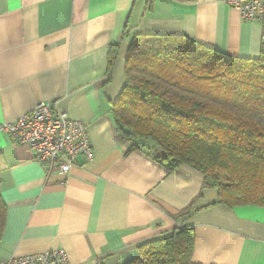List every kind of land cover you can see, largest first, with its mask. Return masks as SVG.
<instances>
[{
  "label": "crops",
  "instance_id": "obj_1",
  "mask_svg": "<svg viewBox=\"0 0 264 264\" xmlns=\"http://www.w3.org/2000/svg\"><path fill=\"white\" fill-rule=\"evenodd\" d=\"M139 33L258 58L264 22L243 21L220 0H0V124L50 103L85 125L92 150L69 172L47 174L32 149L0 131V259L63 248L69 264H126L184 219L192 264H264V206H209L217 192L202 174L168 171L115 131L111 104ZM191 203L201 208L181 218Z\"/></svg>",
  "mask_w": 264,
  "mask_h": 264
},
{
  "label": "trees",
  "instance_id": "obj_2",
  "mask_svg": "<svg viewBox=\"0 0 264 264\" xmlns=\"http://www.w3.org/2000/svg\"><path fill=\"white\" fill-rule=\"evenodd\" d=\"M119 49L110 45L109 66ZM111 111L128 151L146 145L166 170L202 174L217 192L209 206H264V42L258 58H243L185 35L136 34ZM200 208L191 203L180 216ZM5 218L0 194V238ZM193 244V227L182 219L126 264H192Z\"/></svg>",
  "mask_w": 264,
  "mask_h": 264
},
{
  "label": "built area",
  "instance_id": "obj_3",
  "mask_svg": "<svg viewBox=\"0 0 264 264\" xmlns=\"http://www.w3.org/2000/svg\"><path fill=\"white\" fill-rule=\"evenodd\" d=\"M239 11L243 21L264 22V0H220ZM0 131L10 135L16 142L32 149L51 172H69L78 157L87 160L92 156L86 127L69 119L65 113L54 111L50 103L40 102L31 111L13 121L0 124ZM0 264H69L63 248L45 252L13 255L0 259Z\"/></svg>",
  "mask_w": 264,
  "mask_h": 264
}]
</instances>
